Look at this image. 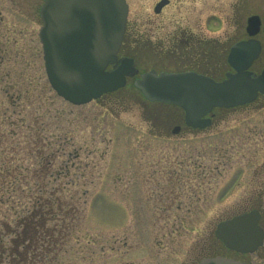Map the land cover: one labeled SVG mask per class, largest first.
<instances>
[{
    "label": "rangeland",
    "instance_id": "1",
    "mask_svg": "<svg viewBox=\"0 0 264 264\" xmlns=\"http://www.w3.org/2000/svg\"><path fill=\"white\" fill-rule=\"evenodd\" d=\"M44 1L0 0V113L11 117L31 189L41 183L39 195L53 193L74 210L52 264H198L216 256L264 264V247L240 254L215 235L219 222L253 209L264 227V107L218 111L210 128L175 135L178 111L146 104L131 85L104 101L72 104L46 73ZM157 1L127 0L128 20L149 42ZM222 12L189 0L167 7L159 22L164 34L187 25L221 39ZM154 56L141 67L156 68ZM37 151L45 162L39 178ZM14 196L15 211L5 206L0 217L12 225L17 210L31 207L27 196Z\"/></svg>",
    "mask_w": 264,
    "mask_h": 264
},
{
    "label": "water",
    "instance_id": "2",
    "mask_svg": "<svg viewBox=\"0 0 264 264\" xmlns=\"http://www.w3.org/2000/svg\"><path fill=\"white\" fill-rule=\"evenodd\" d=\"M164 5L161 2L155 11ZM128 11L126 0H45L39 37L48 79L59 96L82 105L125 86L126 76L135 72L132 63L108 68L118 63ZM136 86L150 101L182 107L187 123L203 130L211 124L206 116L214 108L244 105L264 92V74L253 79L240 69L238 75L219 83L196 73H147ZM260 218L258 210L236 215L218 223L215 235L230 250L254 253L264 244ZM198 264L248 263L217 256Z\"/></svg>",
    "mask_w": 264,
    "mask_h": 264
},
{
    "label": "flooded vegetation",
    "instance_id": "3",
    "mask_svg": "<svg viewBox=\"0 0 264 264\" xmlns=\"http://www.w3.org/2000/svg\"><path fill=\"white\" fill-rule=\"evenodd\" d=\"M164 1L159 12H156V41L149 42L138 38L136 24L128 20L122 46L118 52L119 64L131 62L135 70L133 76H128L123 89L131 85L146 104H159L173 107L178 111L180 124L172 132L179 135L181 131L197 132L188 125L184 110L176 105L164 102L146 100L135 86L136 80L144 73H187L194 72L207 76L217 82H223L230 74L236 75L240 69L253 78H259L264 72V0H201L214 10L224 11L217 17L225 26L221 39L209 38L204 33L190 32V26L178 25L172 33H162L161 15L169 6L184 4L189 0H158L156 5ZM161 21V22H159ZM150 40V39H148ZM153 43V45H151ZM150 55L156 57V68L143 69V63ZM121 89V90H123ZM104 95L99 101H104L109 95ZM264 107V92H259L257 98L250 104L236 108H216L209 115L212 125L218 111L228 112L251 107ZM263 215L260 223L262 225ZM263 227V226H262ZM264 228V227H263Z\"/></svg>",
    "mask_w": 264,
    "mask_h": 264
},
{
    "label": "trees",
    "instance_id": "4",
    "mask_svg": "<svg viewBox=\"0 0 264 264\" xmlns=\"http://www.w3.org/2000/svg\"><path fill=\"white\" fill-rule=\"evenodd\" d=\"M10 118L7 111H1L0 217H4L2 211L7 209L6 207L10 208L8 210H14L17 201L13 200L17 193L20 198L27 196L31 207L29 209L23 207L16 211L17 218L13 221L15 225L4 218L0 219V264H4L6 260H10L11 264H52L56 259L52 258L53 253L63 246L68 237L63 226L68 219L67 216L74 210L66 211L63 200L53 193L50 197L39 195L43 190L41 183L34 185L33 190L37 191V195H33L32 186L28 181L30 169L25 166V154H22V148H17L12 141L13 123ZM36 157L43 161L34 175L39 178L37 175L44 169L45 162L39 151Z\"/></svg>",
    "mask_w": 264,
    "mask_h": 264
}]
</instances>
